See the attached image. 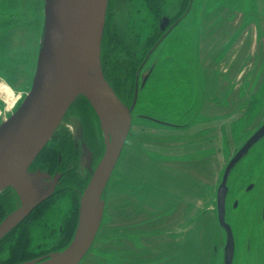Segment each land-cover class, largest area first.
I'll return each instance as SVG.
<instances>
[{"label": "rangeland", "instance_id": "obj_1", "mask_svg": "<svg viewBox=\"0 0 264 264\" xmlns=\"http://www.w3.org/2000/svg\"><path fill=\"white\" fill-rule=\"evenodd\" d=\"M194 1L187 22L197 23L195 35L197 34L198 43L202 41L208 50H214L213 53H220L224 47L227 48L225 36H230L228 32L239 35L235 27L233 29L225 27L218 30L219 35L210 38L209 34L217 27L216 22L219 25L221 21L241 22L242 19L244 24H247L264 19V0ZM184 3L185 0H165L163 13L159 14V17L175 15ZM156 16L146 10L143 0H119L113 17L106 16V29L102 40V70L111 88L113 90L116 88L122 96H125L123 88L126 82L133 79V76L130 77L132 72L130 59L124 50L125 46L122 48L108 46V53L105 55L107 30L112 28L121 37H126L130 34V27L134 25L136 32L141 33L146 27L153 29L158 25V14ZM201 21L209 22L208 26L213 25L205 29L206 25L203 27L198 24ZM44 23V0H0V83H5L17 97L20 96L17 105L12 109L4 98L0 97V125L17 111L31 91ZM259 30L263 39L261 29ZM255 33L256 31H253L254 35ZM260 42L263 61L264 41ZM204 46L201 47V52L197 53V63L200 67L197 65L195 76L188 79L184 77L183 69H174L178 71L176 73L173 70L169 71L168 66H160L149 78L147 86L139 93L134 106L131 132L103 197L105 212L100 230L81 264H114L112 262H115V259H118V263L115 264H224L226 233L218 222L217 191L231 158L246 140L264 125V74L257 73L258 51L254 47L255 41L251 43V32L247 30L244 37L240 36L234 53L239 55L246 49L248 61L244 65L245 73L242 79L240 78L245 86L238 98L252 102L250 108L246 110L242 106L230 107L222 109L221 117L214 116L213 120L203 119L199 117L198 106L200 96L204 97L206 91L203 86L205 79L203 71L208 79L213 77L215 80L213 89L218 90V93L223 92L227 81L230 80V78L226 80L224 74L230 64V61L224 59L226 54L218 57L220 64L215 65L214 69L209 67L210 57L208 61L203 57ZM233 48L228 46L222 54L232 51ZM137 53L135 59L140 64L142 53L139 50ZM183 53L184 51L179 56L187 57L183 56ZM157 58V55L152 58L147 69L150 70ZM193 62L194 67L187 66L190 67L191 75L195 69V60ZM202 67L206 70L201 73ZM159 75L163 80L157 79L160 78ZM235 78L237 82H241L236 76ZM174 79H177L175 83ZM173 85L174 88L181 86L180 100L176 99L175 103L169 100L173 97ZM209 89L213 92L210 85ZM233 95L237 96L238 93L235 92ZM213 115H216V112ZM92 118L84 103L81 101L76 103L55 140L36 162L46 163L50 153L56 151L59 155L62 152L64 162L71 159V170L65 186H62L51 199L49 198L50 200H46L44 205L41 204L43 205L41 209H45L56 203L55 213L59 211L61 217L56 224L55 235L50 231L51 228L46 230L41 225L34 228L32 233L34 243L30 249L33 252L31 257L34 259L62 251L69 242L68 230L65 231L67 227L64 226L69 219L75 217L82 191L87 187L90 174L102 158L105 148L99 120L94 118L99 124L95 127ZM154 120L170 125H162ZM60 140H66L68 147L57 145L56 142ZM57 161L58 159L55 165L49 167L56 168ZM69 176L74 179L71 184L68 181ZM195 183L205 189L207 202L212 201V228L207 233V240L202 237L200 243L196 231L189 229L186 219L188 211L186 213L180 211L186 199L194 203L199 201L201 194L198 188L196 190ZM252 185L254 188L250 191L249 187ZM228 187L227 223L232 227L236 244L233 264H253L251 249L253 253L257 252L258 247L264 244V139L232 171ZM13 195L15 190L12 187L0 191V198L12 196L14 199ZM2 219L0 209V222ZM28 222L26 219L20 226ZM131 224L144 225L150 232L142 233L140 237L127 236L126 227ZM112 229L115 230L114 233H111ZM126 243L130 246L129 259L115 256L119 250L127 246ZM115 247L118 248L117 251ZM198 247H204V250L200 252ZM144 249L158 253L138 255L137 258L134 256V253ZM4 258L5 262L11 261L8 255ZM257 264H261L259 256Z\"/></svg>", "mask_w": 264, "mask_h": 264}, {"label": "water", "instance_id": "obj_2", "mask_svg": "<svg viewBox=\"0 0 264 264\" xmlns=\"http://www.w3.org/2000/svg\"><path fill=\"white\" fill-rule=\"evenodd\" d=\"M109 0H44V32L31 91L17 111L0 125V191L12 187L19 207L0 223V242L51 198L59 178L29 168L52 140L70 107L85 98L105 139L104 153L80 197L78 224L62 251L21 264H81L100 230L105 191L132 128L128 108L106 81L101 62ZM157 122L156 120H154ZM160 123V122H157ZM264 139V125L229 161L217 191L218 222L226 233L224 264H233L236 244L227 223L232 171ZM254 186H250L251 191Z\"/></svg>", "mask_w": 264, "mask_h": 264}, {"label": "flooded vegetation", "instance_id": "obj_3", "mask_svg": "<svg viewBox=\"0 0 264 264\" xmlns=\"http://www.w3.org/2000/svg\"><path fill=\"white\" fill-rule=\"evenodd\" d=\"M118 1L119 0H109V4H108L109 14L107 11V15L109 18L113 17L114 10H115V8H117V2ZM161 1H162V3H161L160 11L158 12V17H159V14L163 13V10L165 7V0H161ZM144 3H145L146 10L152 14L155 6L152 5V7L150 8L146 1H144ZM194 3H195L194 0H188V2H186V0H185V3L182 5V7L179 8V10L177 11V13L175 15H173L171 17L170 16L165 17V16L160 15L159 20H158V25H156L155 28L153 27V29H151L150 27H146L143 29V31L141 33L136 32V27L134 25H132L130 27V34H129V36L127 35L126 37H121L120 35H118V32L113 31L112 28L111 29L109 28L107 30L108 34H107V38H105L106 42L104 44L105 45V47H104L105 55L108 53V51H107L108 46L113 47V48H118V47L122 48V46H125L124 50L126 51L128 57L130 59V64H131V69H132L130 77L133 76V79L129 80L128 83L126 82V84L124 86L125 88H123L125 96H122L121 94H119L117 89L113 87L114 91L117 94V96L119 97V99L128 108H131L133 105L135 106V104L139 98V93L142 91L143 88H145V86H147L149 78L155 73L156 70H158V68L160 66H164V67L168 66V68H170L169 71L173 70V72H176V73H178V71H174V69L175 70H177V68L183 69L184 77H188V79L195 76V72L197 71L196 70L197 65H198V67H200V64L197 63V53L201 52V47L203 45H201L202 41H200V43H198V39L196 37L197 34L195 35V32H197V27H198L197 23H195V22H189L188 23L187 22V18L189 16H191ZM179 6H180V4H179ZM181 12H182V16H181ZM106 21H107V19H106ZM221 23H222V21L219 24H221ZM253 23L258 25L257 30L260 34L259 22L257 21V22H253ZM198 24L203 25V27H204L206 23L201 21V22H198ZM248 24L249 23L244 24V26L248 25ZM152 26H154V25H152ZM217 26H218V23H217ZM204 28L208 29V28H206V26ZM105 29H106V24H105ZM213 32H214V30H213ZM213 32H211L209 34L210 38H212ZM243 33H244L243 28H239L237 30V34H239V35L235 34L234 37L232 38L234 40L231 39L229 42L227 41L225 43L226 47L228 48V46H231L233 48L234 45L237 43V40L239 39L240 35H242ZM114 39L116 40L117 43L111 44L112 40H114ZM181 41H183V42L181 43ZM227 48L224 47L222 50H220L221 51L220 53H215V54L212 53L211 56H209V55L206 56L207 61H208V57H210V61L208 62L209 67L211 66L214 68L215 65L218 66L220 64V63H218L217 59L220 55L223 56L224 54H227L225 52L222 54V52L226 51ZM247 49H248V46H247ZM137 50L141 51V53H142L140 64H138L137 63L138 60L136 61V59H135L136 56H138ZM245 50L246 49H244V51ZM183 51H184L183 56L186 55L187 57L182 58V56L181 57L179 56ZM105 55L103 57L104 68L106 65ZM155 55H157L158 58L155 62H153L152 66L149 70L147 68H148L149 63L151 62L152 58ZM194 60H195V69H194V74L191 75L190 74L191 73L190 67H187V66L189 65L191 67H194V62H193ZM246 62H247V60H245L244 64L239 69V71L236 72V75L233 72H231L230 75L233 76V74H234V76H236L237 78L242 79V76L245 73L244 72L245 71L244 65L246 64ZM237 66L238 65L235 64L236 68H237ZM164 67H162V69ZM203 67H205V66H203ZM203 67H202L201 73L203 70H206ZM105 71H106V68H105ZM185 72H186V74H185ZM229 72L230 71H226L224 74H226V76H227V75H229ZM238 73L242 74L241 77L237 76ZM106 74H107V72H106ZM224 74H221V76H223ZM159 76H160V78L157 77V79L163 80L162 76L161 75H159ZM203 76L205 77L203 86L205 87L206 91L204 93V97H202V95L200 96V101H199V105H198L199 106V114H200L199 117H201L203 119L213 120L214 116H215V118L222 116V109H229L230 107L240 108V106H242V108H244L246 110H247V108H250V104L252 102L249 103V101L246 102V101L240 100L238 98L240 96V93H242V91H243L242 89H244V86H245V85H243L244 81H242L240 79L241 82H238V85H236V86H232V88H230V90L228 92L225 93V88H224L223 92L218 93V95L216 97L212 98V96H211L212 92L209 89V85L211 86V83L209 84V79L211 81V77L208 79V76L206 75V73L204 71H203ZM226 76H225V78H226ZM178 77H179V75H178ZM178 77H177V79H178ZM177 79H174L173 83H175V81ZM173 88H174V85H173ZM179 89H181V86H180V88L176 87V88L172 89L173 97H171L169 100L170 101L172 100L173 103H175V100L179 99V97L181 95V92H180L181 90H179ZM235 92L238 93L237 96L233 95ZM130 93H131V96H130ZM174 93L176 94V96H174ZM247 96H250V95H247ZM74 105H75V103L72 105V108L74 107ZM72 108L70 109V111L72 110ZM70 111H68V113L66 114L61 126L59 127L58 131L56 132V134L54 135V137L52 138L50 143L55 140V137L57 136L58 132L61 131V127L64 124L65 119H66L67 115L70 113ZM214 112H216V115H213ZM90 116H92L91 113H90ZM94 118H95V116H93L92 119H94ZM132 118H134V111L132 113ZM95 119H94V122H95L94 124H95V127H97L99 124L98 125L96 124ZM157 122H160L159 124H162V125H170L167 122H161L159 120ZM249 138L246 140V142L249 140ZM37 160H38V158H36V160L33 162L32 166L29 168V171L32 173L40 172L42 174L49 175L50 179L49 178L44 179V181L47 183H52V180L55 177L59 178V182L56 186V190L54 193V195H55L58 192V190L60 188H62V186H65L67 175H68L69 171L71 170V165H70L71 159L70 158H69V160L66 159V161L64 162V159L62 157V152H60V154L58 155V161H57V167L56 168L49 167L50 164H47V163H36ZM68 161H70V163ZM90 178H91V176H90ZM68 188H70V187H68ZM83 191H82V193H83ZM77 193H79V192H77ZM15 195H16V193H15ZM15 195H13L14 201H15V206H14L13 210H11L10 212H8L6 214V217H7V215L13 213L20 205L19 198L17 195H16L17 197ZM50 199H48V200H50ZM64 227H66V226H64ZM65 231H67V229ZM70 243L66 244L64 249L67 248ZM49 255L50 254L39 256V257L35 258L34 260L44 258V257H47Z\"/></svg>", "mask_w": 264, "mask_h": 264}, {"label": "crops", "instance_id": "obj_4", "mask_svg": "<svg viewBox=\"0 0 264 264\" xmlns=\"http://www.w3.org/2000/svg\"><path fill=\"white\" fill-rule=\"evenodd\" d=\"M205 23H206L205 24L206 28L212 27V25H213V24H211L210 26H208L209 22L205 21ZM216 25H217V22H216ZM257 26L258 25H256L253 22L252 23L250 22L248 25L244 26V21L242 19H241V22H239L238 20L237 21L235 20L234 22H225L224 21V22L219 24L214 29L212 37L217 35V34L219 35L218 30H220V29L222 30L225 27L226 28H230V29H233V27H235L236 30H238L239 28H243V30H244V33L242 34L243 37H244V35H245L247 30L249 32H251V43L255 41V46L254 47L258 51L257 59H256V61L258 60L257 73H258V75L259 74L263 75L264 74V59H263V61L261 60V52H260V50H262V47L260 46L261 45L260 41H264V19L263 20H261V19L259 20V27L261 29V32H262V35H263V39H262V37H260V34H259L258 30H257ZM253 31H256L255 35L257 34L258 36L257 35L255 36L253 34ZM228 33H230L229 34L230 36L226 35L225 36L226 37L225 41L227 40L229 42L234 37V35H233L234 32H228ZM217 39L224 41V39H220V38H217ZM232 40H234V39H232ZM239 40H240V37L237 40L236 44H238ZM236 44L234 45V48L232 49V51L231 50L228 51V53L224 57L226 60L230 61V64H229V66L227 68L228 71H230V72H229V75L226 76V80H227V78H230V80L227 81V86L225 87V93L228 92L230 90V88H232V86L238 85V82H237L234 74L236 75V72L239 71V69L244 64L245 60L248 61L247 55H246V51L242 50V52L239 55L234 53ZM201 45L204 46V43H202ZM253 45H254V43H253ZM203 52H204V56L203 57L207 58L206 56L207 55L211 56L212 53L214 52V50H208L207 47H204ZM232 53H234L235 55L232 54ZM213 54H215V53H213ZM205 58H203V59H205ZM256 61H254V62H256ZM261 62H262V64H261ZM235 64L238 65L237 68L235 67ZM214 69H216V68L214 67ZM231 72L234 73L233 76L230 75ZM241 75H242L241 73L240 74L238 73L237 76L241 77ZM214 81L215 80L213 79V77H211V88L213 90V92L211 91L212 92V94H211L212 98H214V97H216V95H218V90H216V89L214 90L213 89L215 87V82ZM194 185L196 187V190L198 188V191L201 194L199 201L198 202L196 201L194 203L192 200L189 201L188 199H186L185 200V204L182 205V209L180 211H181V213H186L188 211L187 215H186L187 216L186 219H187V223L189 224V229L190 230L193 229L194 231H196L195 234H197L200 237L199 240H198V243H200L202 237L206 238V240H207V233L209 232V230L211 231V228H212V222H213V215H212L213 213H212V210H211L212 201L209 200V202H207L206 191H205V189H203L202 185H197L196 183ZM114 229H116V227ZM114 229H112L111 233L115 232ZM126 229H127V231L125 232V235L132 236V237H140V236H142V233L145 234V233L150 232V230H148L147 227L145 228V226L141 225V224H131V225L127 226ZM116 234H118V233H116ZM118 235H120V234H118ZM126 242H128V241H126ZM128 243H126L125 245H127ZM129 247L130 246L127 245L124 249L119 250L118 253L115 252L116 253V254L114 253L115 256L118 255L121 258L122 257L127 258L130 255L129 251H128ZM115 248H116L115 251H117L118 248L117 247H115ZM119 248H121V247H119ZM198 249H199L200 252H202L204 250V247L203 248L198 247ZM148 251H146L144 249V250H142V251H140L138 253L137 252L134 253V256L137 258L138 255H144V254H148V253L151 254V255H154L155 253H158V251L157 252H155L153 250L152 251L148 250ZM251 252H252V256H253V260H254L253 264H257V256H259V258L261 259V264H264V244L261 247H258V251L257 252L253 253L252 249H251ZM257 253H259L260 255H258ZM128 259H129V257H128ZM112 263H114V264L118 263V259H115V262H112Z\"/></svg>", "mask_w": 264, "mask_h": 264}, {"label": "trees", "instance_id": "obj_5", "mask_svg": "<svg viewBox=\"0 0 264 264\" xmlns=\"http://www.w3.org/2000/svg\"><path fill=\"white\" fill-rule=\"evenodd\" d=\"M143 1H146L150 8L152 7V5L155 6L154 11L152 12L153 16L155 17L158 14V12L160 11L162 1L161 0H143ZM116 43L117 42L115 39L112 40V42H111V44H116ZM80 101L82 103H84L85 107L89 110L91 115L95 116L96 120L98 121V118H97L96 114L94 113L92 107L88 103V101L85 98H79L75 101V104L80 102ZM97 121H96V123H97ZM97 125H98V123H97ZM56 143L60 147H64V146L68 147V142H66V140H60ZM46 148L44 149V151H42L40 156L45 152ZM40 156H38V158ZM57 159H58V154L56 153V151H54V152L50 153L46 163L53 166V165H55V162ZM68 181H69V184H71L74 181V179H72V177L69 176ZM43 205L38 207L27 218V220H29V222L27 224L20 226L9 237H7L2 243H0V260H2V259L4 260V261L2 260L0 262V264H21V263H24L26 261L34 259L33 257H31L33 252H31L30 249L32 248L31 246L34 243L32 233L34 231V228H36L38 225H41V227L45 228L46 230L51 228L50 231L54 235L57 233L56 224H58V222H59L58 219L61 217V213L59 211H58V213H55L57 211V209H55L56 203H55V205L53 204L54 206L49 205V206L45 207V209L44 208L41 209L43 207ZM14 206H15V201L12 198V196H10V198L9 197L8 198H2V197L0 198V209H1L3 219L6 217V214L8 212L13 210ZM78 207H77L76 212H75V217L69 219L66 223V227L68 230L67 233L69 236V242L68 243L71 242L73 235H74V232H75L76 223H77L76 220H77V216H78ZM34 213H37V214L34 215ZM5 255H8V258L11 259V261H8V262H12V263L5 262L6 261V259L4 258Z\"/></svg>", "mask_w": 264, "mask_h": 264}, {"label": "bare ground", "instance_id": "obj_6", "mask_svg": "<svg viewBox=\"0 0 264 264\" xmlns=\"http://www.w3.org/2000/svg\"><path fill=\"white\" fill-rule=\"evenodd\" d=\"M0 97L4 98V101H6V103L9 105V108L12 109L14 108L18 101L20 100L19 97H17L15 95V93L12 91V89L6 85L5 83H0ZM72 108V106L70 107V109ZM70 109L68 111H70ZM132 129V128H131ZM131 132V131H130ZM50 144V142L48 143V145ZM47 145V146H48ZM126 145V143H125ZM46 146V147H47ZM45 147V148H46ZM44 148V149H45ZM44 151V150H43ZM42 153V152H41ZM40 153V154H41ZM40 156V155H39ZM38 158V157H37Z\"/></svg>", "mask_w": 264, "mask_h": 264}]
</instances>
